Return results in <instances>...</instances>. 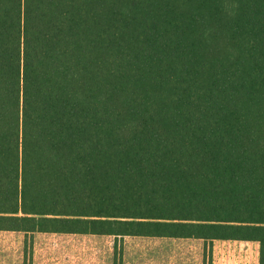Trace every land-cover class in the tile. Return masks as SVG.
Segmentation results:
<instances>
[{
  "label": "trees",
  "instance_id": "1",
  "mask_svg": "<svg viewBox=\"0 0 264 264\" xmlns=\"http://www.w3.org/2000/svg\"><path fill=\"white\" fill-rule=\"evenodd\" d=\"M264 264V0H0V264Z\"/></svg>",
  "mask_w": 264,
  "mask_h": 264
},
{
  "label": "rangeland",
  "instance_id": "2",
  "mask_svg": "<svg viewBox=\"0 0 264 264\" xmlns=\"http://www.w3.org/2000/svg\"><path fill=\"white\" fill-rule=\"evenodd\" d=\"M186 255L187 258H179L178 260H174V264H199V260L195 257L196 254L189 252ZM59 264H65V262L62 261ZM127 264H129V262Z\"/></svg>",
  "mask_w": 264,
  "mask_h": 264
}]
</instances>
